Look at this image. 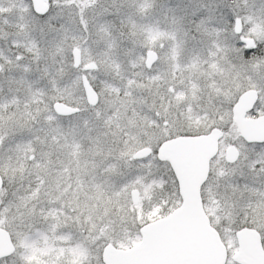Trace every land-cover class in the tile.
Listing matches in <instances>:
<instances>
[{
  "label": "snow or ice",
  "instance_id": "6c2138e0",
  "mask_svg": "<svg viewBox=\"0 0 264 264\" xmlns=\"http://www.w3.org/2000/svg\"><path fill=\"white\" fill-rule=\"evenodd\" d=\"M0 264H264V0H0Z\"/></svg>",
  "mask_w": 264,
  "mask_h": 264
}]
</instances>
